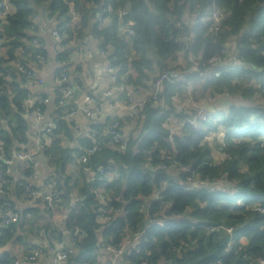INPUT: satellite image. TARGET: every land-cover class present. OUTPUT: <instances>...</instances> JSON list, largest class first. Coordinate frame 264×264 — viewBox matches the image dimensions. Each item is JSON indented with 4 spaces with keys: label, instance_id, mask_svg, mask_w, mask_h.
I'll use <instances>...</instances> for the list:
<instances>
[{
    "label": "trees",
    "instance_id": "1",
    "mask_svg": "<svg viewBox=\"0 0 264 264\" xmlns=\"http://www.w3.org/2000/svg\"><path fill=\"white\" fill-rule=\"evenodd\" d=\"M4 3L9 11L5 20L0 19V44L6 49L0 57V174L4 189L0 210L2 215L17 213L19 222L4 226L0 218V247L16 240L23 215L6 200L11 169L5 162L14 161V152L26 151L23 147L29 142L26 134L30 131L26 117L30 109L25 105L30 93L19 87L17 79L31 80L20 74L15 64L30 70L34 68L28 63L36 68L46 62L38 36L40 27L35 23L42 15L54 23V30L63 38L64 50L57 55L62 63H69L70 56L85 47L88 34L98 42L117 69L115 86L122 88L120 94L126 88L148 92L155 77L169 69L184 76L178 85L164 87L157 103L148 100L134 115L113 117L107 122L105 138L100 134L102 126H93L99 133L96 144L88 137L76 138L72 121L63 118L69 106L62 98V89L72 90V103L74 89L67 82L55 90L51 99L55 129L36 135L41 140L39 153L46 159L47 180L52 184L48 192L54 193V212L31 198V192L42 191L28 181L35 171L32 167L24 165L25 178L18 192L42 202L51 219L61 209L65 211L63 226L70 237L69 246L63 249L72 251L66 264H94L99 248L119 251L125 240H133L137 233L143 236L137 247L124 255L127 264H264V214L255 210L264 208V0H70L78 16L74 26L69 5L63 0H0V5ZM108 5L112 11H126L124 23L131 25L133 39L118 36L116 16L109 25L98 28L97 16ZM213 8L221 14L215 32L210 20ZM232 49L242 63L240 73L223 72L219 78L199 76L212 57L229 56ZM178 59L184 64H177ZM7 74L12 75L9 85ZM191 79L204 80V90L212 98L228 95L251 100L250 104L231 106L196 126L189 125L196 110L179 111L173 100L181 97L183 83ZM77 85L81 88L80 80ZM40 97L48 98L44 94ZM116 100L123 102L121 97ZM45 106L39 101L35 104L43 115ZM172 119L183 122V126L170 137L167 127ZM114 123H118L116 131L127 138L124 150L110 147L113 143L108 129ZM131 124L139 131L138 138L125 135L124 127ZM219 130L230 141L224 146L218 145L215 137ZM99 137L102 140L98 141ZM46 139L49 144L43 145ZM76 142L79 146L70 149L69 144ZM92 147H97L96 152L86 164H79L77 158ZM213 151L223 153L226 159L214 165ZM71 163L77 167L76 177L67 172ZM85 168H103L108 175L90 181ZM190 177L208 184L228 181L232 185L211 193L206 187H192L187 183ZM162 188L161 198L153 199ZM72 195L77 200L73 206ZM102 209L108 217L105 222L100 219ZM227 227L234 230V238L243 237L247 244L235 243L226 253ZM42 233L50 241L63 240L53 224L44 227ZM30 248L41 251L33 244ZM48 249L55 252L51 243ZM16 260L7 253L0 257V264H14Z\"/></svg>",
    "mask_w": 264,
    "mask_h": 264
},
{
    "label": "crops",
    "instance_id": "2",
    "mask_svg": "<svg viewBox=\"0 0 264 264\" xmlns=\"http://www.w3.org/2000/svg\"><path fill=\"white\" fill-rule=\"evenodd\" d=\"M186 21H189L187 16ZM35 23L38 27H40L38 36L43 42V48L46 53V62L39 64V66L36 68L33 63H28V66L33 67L37 71V82L32 80L25 82L19 77L17 82L19 83V87L22 90H26L30 93L29 100L38 99L40 94H44L46 97L50 98V102L45 106L43 121L40 124H34L28 121L30 125V131H28L26 135L29 138V142L24 145L23 149L26 151L38 149L34 138L39 132H41L44 126H46L49 122H52L55 118V106L53 104L54 101L51 99H54L55 90L58 87L57 81L63 73L69 74V77L67 75L68 84L74 89V99L76 104L83 103L86 97H101L100 99L96 100L95 104L90 108L92 112L90 117H87L84 113L79 112L71 119L77 135L75 137L79 139L88 137L93 144H96V136H98L99 133L93 129V126H102L103 132L100 134H102V137L105 138L107 122H109L113 117L123 118L128 115L126 111L118 113V106H121V104L126 105V98L128 97H130L134 106H138L146 100L149 91H132L131 89L126 88L123 94H120L121 91H123L122 88H120L119 91L112 92V97L104 100L102 97L103 93L111 89L112 85L109 82L104 70L106 63L109 62L107 60L108 55L99 49L98 42L95 39H93L91 43L85 42L84 48L82 47L78 49L74 55L70 56L69 63H62L57 56L60 51L55 46L52 38V32L54 31L55 26L54 23L50 22L49 20H45L42 15L38 16V18L35 20ZM71 23L72 26L77 25L78 16L76 14L73 18L71 17ZM89 38H91V36L88 34L86 39ZM5 53L6 49L1 47L0 44V57L4 56ZM233 53V49L232 51L230 50V54L232 55ZM12 64L14 65V62ZM12 64L10 65L11 68H13ZM177 64L182 65L184 63L178 59ZM65 67L66 69L63 70ZM5 80L7 85H9L12 82V75L7 74V78ZM78 80L81 81V88L77 85ZM117 97H121L123 102L116 100ZM224 98L225 97L221 99L219 97H210L209 93H206L204 90V80L191 79L186 80V82L183 83L181 87V97L178 99L175 98L173 101L177 110L184 113L188 109L192 108L194 104H197L202 108H208L210 112H213L216 109L214 113L219 114L224 112L225 109L229 108L228 106L220 107L217 105V101ZM227 98L230 99L231 106H247L251 101H245L240 97ZM182 126L183 122H180L178 119H172L169 120L167 128L176 129L177 127L181 128ZM123 130L125 135L131 134V136L135 138L140 136L139 131L136 132V126L133 124L125 126ZM102 137H99L98 141L102 140ZM77 142L76 144L70 143V149H76L79 146V143ZM48 144L49 140L46 139L43 145ZM62 145L67 146L65 143ZM14 151H16V149ZM37 157L39 160V166L37 169H34L35 171L32 173L28 181L37 189L39 188L42 191L48 192L49 189H52V184H50L47 180L48 168L46 165V159L42 153H39V151ZM42 157L44 158V161L41 160ZM212 157L214 160H217L218 152L213 151ZM13 158H15V152L13 153ZM10 169V180L8 182V186L6 187V200L11 205H13L15 210H17L19 213H22L23 215L21 219V227L15 235L16 240L13 239L9 244L0 247V257L3 254L10 253L15 255L17 259H19L21 263L24 264L23 257L26 253L31 251L30 247L33 244L41 250L39 264H53L54 253L51 251V249H48V244H53L55 251L69 246L68 239L70 237V233L67 232L63 226V222L66 218L65 211L61 209L59 212H57V214H54L53 218L51 219L45 211L44 204L42 202L41 205L30 198L19 195L18 188L25 178L24 171L26 167L14 159V161H12L10 164ZM76 171L77 167L75 163H71L67 166V172H69L70 175L76 177ZM103 188L104 186L102 187V190ZM76 202L77 200L72 195L70 201L71 206L75 205ZM29 210H31V212L24 215ZM1 215L2 212L0 210V217ZM48 224H53L57 228V231L63 235L62 241L59 242L55 239V241H50L49 237L43 235V228ZM57 234L56 237H58ZM17 238H19L21 241H17ZM138 242L139 240H136L135 238L133 240H125L121 249L122 252L127 250L128 253L129 251L135 249L138 245ZM239 244L241 246H245L247 244V240L243 237H239ZM124 255L126 254L116 257L114 254L107 252L106 248H99L98 252L94 255V264H127L125 262Z\"/></svg>",
    "mask_w": 264,
    "mask_h": 264
},
{
    "label": "built area",
    "instance_id": "3",
    "mask_svg": "<svg viewBox=\"0 0 264 264\" xmlns=\"http://www.w3.org/2000/svg\"><path fill=\"white\" fill-rule=\"evenodd\" d=\"M64 2H66L69 5V13L72 16V18L75 16L74 13V9L73 7H71L70 5V0H63ZM0 19L3 21L6 19V16L8 14L9 11V7L7 6L6 3L0 5ZM116 16L118 22H117V26H116V31L118 33V36L125 39L126 41H130L131 39H133L134 37V31L131 27V25L129 24H125L124 23V17L126 16V11L124 9H118L117 11H112V8L108 5L102 12L99 13V15L97 16V24H98V28H103L107 25H109L112 20L113 17ZM221 19V14L220 12L213 8L211 14H210V20H211V27H212V31H217V27L219 26V21ZM41 30V29H40ZM52 38L53 41L55 43V46L57 47V49L59 51L64 50V46H63V38L61 37V35L57 32V31H53L52 32ZM186 38L183 37V40H185ZM92 38L89 39H85L84 43H91L92 42ZM187 40V39H186ZM32 45L36 46L37 45V41L33 40ZM37 47V46H36ZM226 48H229V45L226 46ZM262 57H263V61H264V51L262 52ZM18 71L20 72V74H22L25 77L30 78V80L32 81H36L37 82V71L36 69H23L21 67L20 63L15 64ZM206 70L203 73H200L199 76L200 77H206L208 75L213 76L214 78H219L221 73H231V72H236V73H240L241 72V66L242 63L236 58V54H230L229 56L226 55H221V56H214L212 57L207 63H206ZM220 67L221 70H213L214 68ZM105 74L109 80V82L112 85V88L109 89L108 91H105L102 95V97L105 99L112 97L113 95V91H119L120 88L116 87V73H117V69L115 67H113L109 62L106 63L105 65ZM191 71L195 72L196 71V67H193L191 69ZM184 77L179 73V71L177 70H166L162 73H160L159 75H157L155 77V79L153 80V82L150 85V90H149V94L148 97L146 98V100L144 102H142L141 104H139L138 106H134L132 103V100L130 99V97L126 98L127 100V104L123 105L121 104V106H118V113L126 111V113H128V115H134L137 108L140 109L144 106L145 102L148 100H153L154 103H157V98L158 96L162 93V90L164 87L166 86H176L179 83L183 82ZM68 82V77L66 74H62L58 81H57V86L61 87V86H65L66 83ZM63 92V100L65 101V104L68 105V110H67V114L64 115V119L69 121L71 120L77 113L81 112L84 113L85 116L90 117L92 115L91 112V107L95 104V98L93 97H86L85 100L83 101V103L81 104H76L75 102L72 103V90H70L67 87H64L62 89ZM227 98L229 97L228 95H224V96H219V98ZM39 101L40 104H48L50 102L49 98H41L39 97L38 99L35 100H27L25 102V105H27V108H29L30 110L27 111V119L34 123V124H40L43 121V114L41 113V110L39 107H35V104ZM260 105V104H259ZM261 107H263V105H260ZM193 109L196 110V116L192 119H190L188 121L189 125H193L196 126L198 122H203L205 121L208 117H211L213 114V112L207 111L204 108H202L200 105L194 104ZM117 113V114H118ZM182 128V127H181ZM181 128L177 127L176 129H169V134L170 137L174 136L175 134L179 133L181 131ZM53 129H55V123L54 121L49 122L46 126L43 127V129L41 131L45 132V133H50ZM118 129V123H114L112 125V127L109 130V135L111 136V142L113 144L110 145V143H108V145H110V147H112L113 145H116L117 149L119 150H124L127 147V138L121 134L118 133L116 130ZM216 139H217V143L218 145H222L224 146L225 144H227L230 141L226 140V136H225V132L222 130H219V132L216 134ZM34 141L36 143V145L38 147H41V140L39 137H35ZM1 150V148H0ZM97 150V147H92L91 149L88 150H84L82 152V154L79 156V158H77V162L79 164H86L89 157L91 155H93ZM38 151L39 149L36 150H30V151H25V152H19L16 153L15 155V160L20 162L23 165L32 167V169H37L39 166V160H38ZM136 151V149H135ZM226 159V155H224L223 153L218 152V159L215 160V164L217 165L219 163H221L223 160ZM218 162V163H217ZM11 162L10 161H6L5 165L10 166ZM174 167L177 168H181V166L179 165H173ZM164 170L166 169L164 166L162 167ZM182 169V168H181ZM85 173L87 174L88 178L90 181H94L95 178H97V176H106L108 175L107 170L103 169V168H98L96 171H93L89 168H85ZM185 171V170H183ZM3 175L0 174V197L4 194V189H3ZM187 183H189L192 187L197 186V187H203V188H208L209 192L213 193L215 190H218L217 188L222 185L225 184L228 188L232 185L230 182L228 181H223L221 183L218 184H208L206 182L203 181H199V180H193L192 177L187 179ZM164 191V188H162L161 190L157 191L155 193V195L153 196V199L155 200H159L161 198V194ZM31 198L33 200H40L42 201L47 208H49L50 210H52L54 212V204H53V197H54V193H50V192H43V191H33L31 192ZM257 212L264 214V208L263 207H257L255 209ZM106 214V210L102 209L101 210V221L105 222L108 220V217L105 216ZM1 224L4 226H8L10 224H17L19 222V215L17 213H12V212H8L5 213L4 215H1ZM161 226H163V224H159ZM227 235H229V241L227 243V246L225 248V252L229 253V251L232 249V247L235 245V243H239V237H235L234 238V230L232 228H226L225 229ZM143 234H139L137 233L135 235V239L136 240H141ZM52 251V250H51ZM107 252H110L112 254H114V256L118 257L120 255H123L124 253L122 252V250L119 251H114L111 248L107 247L106 248ZM54 253V260H53V264H66V261L68 259V256L72 253L71 250H64V249H59ZM127 254V253H126ZM39 259H40V253L37 250H32L31 252H29L28 256L23 257V263L24 264H39ZM14 264H22L21 261L19 259H17Z\"/></svg>",
    "mask_w": 264,
    "mask_h": 264
},
{
    "label": "water",
    "instance_id": "4",
    "mask_svg": "<svg viewBox=\"0 0 264 264\" xmlns=\"http://www.w3.org/2000/svg\"><path fill=\"white\" fill-rule=\"evenodd\" d=\"M217 105L218 106H220V107H230L231 106V101H230V99L229 98H224V99H222V100H218L217 101ZM205 109V108H204ZM205 110H207V111H209V109L207 108V109H205ZM216 111V109L213 111V113ZM42 161H44V158L42 157V159H41ZM196 188H197V186H195ZM222 187H227L225 184H222V185H220L217 189L218 190H220ZM228 188V187H227ZM123 253L124 254H126L127 253V250H124L123 251Z\"/></svg>",
    "mask_w": 264,
    "mask_h": 264
}]
</instances>
